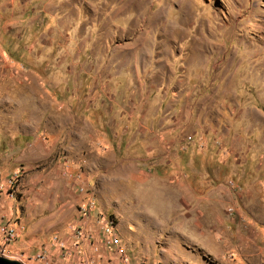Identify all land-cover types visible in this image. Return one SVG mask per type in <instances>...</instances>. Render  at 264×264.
Here are the masks:
<instances>
[{"label": "rangeland", "instance_id": "obj_1", "mask_svg": "<svg viewBox=\"0 0 264 264\" xmlns=\"http://www.w3.org/2000/svg\"><path fill=\"white\" fill-rule=\"evenodd\" d=\"M0 125L47 155L0 186L30 255L66 166L135 264H264V0H0Z\"/></svg>", "mask_w": 264, "mask_h": 264}, {"label": "crops", "instance_id": "obj_2", "mask_svg": "<svg viewBox=\"0 0 264 264\" xmlns=\"http://www.w3.org/2000/svg\"><path fill=\"white\" fill-rule=\"evenodd\" d=\"M156 112L158 113V111H155L154 115H156ZM161 117L159 118L158 122L161 121ZM31 138H35V132H33V131H30V130L18 131L16 126H14V125H13V127L8 126L7 128L5 127V125L4 126L0 125V186L5 184V179L7 177H10L11 174L15 172V170L17 169L18 166L22 165L21 167H19L20 170L23 171L22 175L25 172H33L36 169H38V167H39V165H37L36 163H38L39 160H41L47 156L45 152H40L38 149H36V150L33 148L27 149L29 147V142H27V141H29ZM39 139H40V137L37 138V140H39ZM25 144H27V147H24ZM49 147L52 148V146H49ZM18 149H22V150L19 152V151H17ZM33 151H36V152L33 153ZM29 152H32V153L29 154ZM33 154H37V157L33 156ZM157 156H161V152H159ZM63 158L64 157H62V159ZM156 162L158 163V162H163V161L161 158H159L158 160L154 159V163H156ZM65 167H62L63 173H65V170H64ZM66 170H68V169L66 168ZM67 181L70 184L69 188H71L73 190L75 189L74 190L75 193L69 189L67 191L75 199V202L77 204L76 205V214L78 216L79 215V206L84 202L85 197H83V194L77 195L76 192H78V191H77L76 187L74 186V183L72 185L69 182V179ZM34 184H35V187L39 186V181L36 180V182H34ZM42 187L46 188V185L43 184ZM89 189L95 192V190L93 188L89 187ZM34 195H35V193H34ZM42 199H43V197H42ZM15 204H16L15 199L13 198L11 193L0 191V225L5 224V223L14 224L12 222L17 221L19 224H16V225L19 227V229L21 231L20 232V236H21L22 229L20 226L22 225V220L18 214V207H20L21 205L17 206V204L16 205ZM21 210H22V208H21ZM34 210L38 212V207L35 206ZM23 211L24 210H22L21 214L23 213ZM71 223H72L71 221H68L67 226H65V228L63 230L52 232L50 237L38 247V251H40L42 249L47 250V252L51 258V260H50L51 264H106L107 263V260H106L107 256H104V253L106 254V248L101 246L100 231H99V227H98L96 221L94 220V217L92 219H90L87 223V229L92 234V237L94 239L93 244L91 245L90 243H88V241H87V243L84 242V247L86 249L85 252L75 251L74 254L69 256V257L61 256L60 249L55 245L52 238L54 235H59L63 238H68L70 240V242H74L75 238L72 235L70 227H69L71 225ZM56 225H57V221H55L51 225L50 228L53 229L54 227H56ZM25 244L26 243L24 242V238L22 240H20V237H19L16 241H14L11 244V246L16 248L19 251H20V249H19L20 247L24 248V249H22L23 251H20V252L26 256L29 253L27 251L30 250L28 248H31V247L27 246ZM94 245L99 246V251H95L94 249H92V247ZM102 248H103V250H102ZM38 251H36L35 253H37ZM109 253H110V251H109ZM30 254L31 253H29L28 255H30ZM89 258L90 259L92 258L91 263H89V260H88Z\"/></svg>", "mask_w": 264, "mask_h": 264}, {"label": "built area", "instance_id": "obj_3", "mask_svg": "<svg viewBox=\"0 0 264 264\" xmlns=\"http://www.w3.org/2000/svg\"><path fill=\"white\" fill-rule=\"evenodd\" d=\"M65 176L74 179V186L77 191L83 194L85 197L84 202L79 206V215L74 222L71 223L70 230L75 238L74 242H70L68 238H63L59 235H54L52 240L55 245L60 249V254L63 257H69L74 254L75 251L85 252L84 242L93 244L92 234L87 229V223L94 217L99 231L101 246L109 248L110 259L106 264H135L126 251V247L122 243L119 236L118 221L116 217L100 207L97 201V197L88 186L79 183L80 175L70 174L65 167ZM20 171L14 172L9 179V186L13 187L20 178ZM20 229L16 224L5 223L0 225V254L14 258L17 260L32 259L37 264H51V258L46 250L38 251L34 255L16 254L11 248V244L20 237ZM99 246L94 245L92 249L98 251ZM115 258V259H114ZM91 263L92 258L88 259ZM116 261V262H113Z\"/></svg>", "mask_w": 264, "mask_h": 264}, {"label": "water", "instance_id": "obj_4", "mask_svg": "<svg viewBox=\"0 0 264 264\" xmlns=\"http://www.w3.org/2000/svg\"><path fill=\"white\" fill-rule=\"evenodd\" d=\"M0 264H24V263L20 260L11 259L6 256L0 255Z\"/></svg>", "mask_w": 264, "mask_h": 264}]
</instances>
